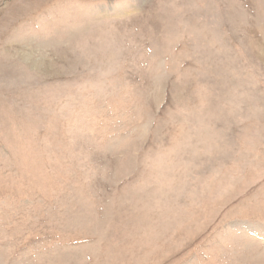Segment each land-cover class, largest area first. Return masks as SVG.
Here are the masks:
<instances>
[{
    "label": "rangeland",
    "instance_id": "1",
    "mask_svg": "<svg viewBox=\"0 0 264 264\" xmlns=\"http://www.w3.org/2000/svg\"><path fill=\"white\" fill-rule=\"evenodd\" d=\"M0 264H264V0H0Z\"/></svg>",
    "mask_w": 264,
    "mask_h": 264
}]
</instances>
